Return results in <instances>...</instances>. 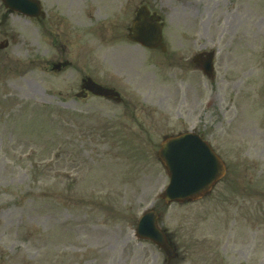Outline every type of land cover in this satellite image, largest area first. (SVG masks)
<instances>
[{"label": "rangeland", "instance_id": "374dc122", "mask_svg": "<svg viewBox=\"0 0 264 264\" xmlns=\"http://www.w3.org/2000/svg\"><path fill=\"white\" fill-rule=\"evenodd\" d=\"M113 1L129 3L122 28L118 5L106 10L107 0H41L48 31L58 32L53 45L41 20L0 27V42H9L0 51V264L160 261L135 235L150 207L186 254L181 264H264V0L249 1L248 18L220 23L213 79L194 65L167 69L163 57L127 40L139 0ZM92 7L100 12L89 17ZM209 31L197 39L208 51L217 45L215 22ZM65 60L70 66L50 69ZM84 75L112 83L124 104L75 99ZM189 129L221 156L227 177L237 176L238 196L253 180L254 199L242 209L232 201L221 208L218 184L198 201L159 199L168 182L160 142ZM248 204L250 223L241 215Z\"/></svg>", "mask_w": 264, "mask_h": 264}, {"label": "flooded vegetation", "instance_id": "af4514ba", "mask_svg": "<svg viewBox=\"0 0 264 264\" xmlns=\"http://www.w3.org/2000/svg\"><path fill=\"white\" fill-rule=\"evenodd\" d=\"M111 1L116 3L113 0ZM249 1L251 4H254V0H139L138 3L132 6V19H135L138 16L137 19L139 21H142L145 18L151 23H161L163 38L162 45L153 49V51L155 53L164 55V60L167 63L169 69H187L191 63V60L188 58V53L194 49L201 50L207 46V44L202 43V41L197 42V39L207 38V36H209V24L212 23V21L215 22V27L218 29L220 27V23L225 17L232 19V21L236 18L238 19L240 16L245 19L248 18L251 12ZM112 2L107 0V2L103 5L104 8L106 10H117L115 7L118 4L112 5ZM140 8H144L145 13L138 15ZM118 9L119 18L124 16L127 17L129 3H125L124 5L120 3L118 5ZM99 12L100 7H92L89 17H92ZM115 13L113 12L112 15ZM115 17L117 16L115 15ZM18 19H38L37 21L41 20L46 39L49 37L51 38L49 44L53 45V39L56 42H59L58 35H56L58 32L48 31V21L45 13H43L40 18H31L17 10L7 8L0 0V27L10 20ZM121 21L123 24L120 26V28L125 25V20L123 18ZM169 23L172 24V28H169ZM220 33L218 32V34H213V36L218 35L220 38L223 37V35ZM224 47L225 46L223 45V48ZM196 65L198 66V64ZM236 182L237 176H234L233 174L226 178L224 176L219 181L218 185L220 186L218 190V199L221 208L223 205L229 204V202L232 201L233 205H235V209H242L241 205L245 203V198H248L249 200L254 199L255 191L252 189L254 184L251 178L248 179V184L246 187L247 189L244 185H242L239 196L237 194L238 190L235 189ZM227 194L229 196L233 195L237 200H239L241 197V204L236 203L237 201H234L232 197L226 199ZM249 204L248 211H244V213H241V215L243 219L250 223L252 218H255V212L249 209ZM246 243L247 244H245V247L249 249L250 240L247 239ZM172 245L175 247V249H177L176 242L172 243ZM226 245L227 242H223L220 244V247L225 249ZM239 253H243L242 248L239 249ZM165 257L166 256L164 255L162 259L158 261V259L152 255L149 262H152V264H181V261L184 260L186 256L185 254L181 255L180 260H176V258L168 260ZM140 259L142 263H146L148 261V257L145 255H142Z\"/></svg>", "mask_w": 264, "mask_h": 264}, {"label": "water", "instance_id": "95a60500", "mask_svg": "<svg viewBox=\"0 0 264 264\" xmlns=\"http://www.w3.org/2000/svg\"><path fill=\"white\" fill-rule=\"evenodd\" d=\"M6 1L11 3V0ZM150 26L147 23L142 25L138 37L148 46H151L155 39ZM211 56L210 53L202 66L208 75L212 73ZM85 87L96 95L120 100L117 92L92 80L87 81ZM158 157L169 176V184L161 195L166 203L200 198L211 189L223 173V163L218 156L206 142L192 133L165 139L158 151ZM157 219L158 214L154 210L147 211L139 221L137 236L153 240L171 256L173 250L167 244L165 234L157 226Z\"/></svg>", "mask_w": 264, "mask_h": 264}]
</instances>
